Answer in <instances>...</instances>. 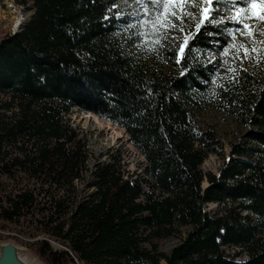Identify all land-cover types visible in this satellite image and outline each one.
<instances>
[{
    "label": "trees",
    "instance_id": "trees-1",
    "mask_svg": "<svg viewBox=\"0 0 264 264\" xmlns=\"http://www.w3.org/2000/svg\"><path fill=\"white\" fill-rule=\"evenodd\" d=\"M115 2L34 0L26 27L0 40V96L16 105L0 121V156L10 159L1 172L11 178L19 170L40 188L15 194L0 216L42 217L46 238L30 248L42 264H264V71L236 63V72L217 76L208 55L224 43L223 26L211 24L188 30L191 50L179 64L169 47L146 65L134 52L138 29L117 18ZM206 107L250 128L228 159L215 132L192 115ZM73 110L124 130L150 182L100 162L92 192L77 198L86 151L69 124ZM209 155L223 160L217 176L201 171ZM206 205L217 209L207 213ZM177 226L191 229L170 253H158L154 241ZM51 240L64 249L53 250ZM228 249L246 260L229 259Z\"/></svg>",
    "mask_w": 264,
    "mask_h": 264
},
{
    "label": "rangeland",
    "instance_id": "rangeland-1",
    "mask_svg": "<svg viewBox=\"0 0 264 264\" xmlns=\"http://www.w3.org/2000/svg\"><path fill=\"white\" fill-rule=\"evenodd\" d=\"M114 4L120 5L119 8H114L115 14L117 11L125 13L124 16L119 18L128 17L135 20L140 19V17H133L131 13L138 11L139 9L133 4V0H129L128 5H125L123 0H115ZM255 7H253V0H249L248 4V14L247 18L244 20V23H249L250 25L260 24L264 28V23L260 22L253 16V12L259 13L264 9V0H254ZM203 6V5H202ZM13 10L17 12H28L29 18L26 24L17 28L16 31L12 29L13 21L15 14ZM34 14V0H6L0 3V40L14 35L26 27V25L31 20ZM228 10L221 8V14L217 16V20H224V23H220L214 26H223L222 36L224 38V43L216 42V51L210 50L208 56L210 60L215 62L217 69V76H224L234 64H241L246 71L252 72L255 74L261 75L264 71V34H261L259 31L254 34V37H249L248 35H242L239 31L235 33L237 47L242 43L249 49H256V51L251 52L250 58L244 59L241 61L235 56L236 48H231L228 55H221L223 49L229 45L231 37L228 35L226 29H237L241 25L231 23L227 21ZM132 22V23H133ZM186 29L194 28L193 23L189 21L185 24ZM179 35V33H177ZM219 51H218V48ZM241 54H243V49H240ZM134 52L137 53L138 60L144 62L146 65H150V56L153 53H148L143 49V47H137L134 49ZM215 57V59H213ZM144 58H149L145 60ZM144 59V60H143ZM164 71L168 72V68L164 67ZM15 103L4 96H0V121H7L12 118L13 113L15 112ZM84 114L78 110H73L69 116L70 127L75 131L77 139L85 145L86 151V162L85 170L83 172L82 178L74 183L75 193L77 198H85L92 192V184L94 182L92 177V172L97 163L100 162H111L118 166L123 173L127 174L129 178L134 180L145 179L150 182L148 175L145 173V159L140 155V153L134 148V146L129 141V137L126 135L125 131L119 129L109 122H107L110 127H114L117 131H120L119 138L113 134H107L96 129V125L88 121L80 119ZM90 114V113H89ZM93 115V114H92ZM194 119L197 120L198 124L204 127L211 128L219 140L224 146V154L226 159H228V154L230 153L232 146H238L243 144L246 141V136L250 128L243 127L239 125L232 117L217 111L211 107H206L201 112L192 113ZM98 118V117H97ZM99 121L104 123V120L98 118ZM95 126V127H94ZM7 156L9 158L19 157V151L16 149H8ZM6 156V155H5ZM10 159L6 157L3 159L0 156V214L3 209L7 207V200L13 197L20 191L24 190H35V194L39 192V184L34 180L28 178L19 170L14 169V176L9 178L6 175H3L1 168L3 164H8ZM223 160L215 155H209L207 159L201 166V171L203 173H211L215 176L218 175V170L222 165ZM144 192H149V188L145 184H141ZM207 186L206 180L203 182L202 187ZM46 190V189H44ZM42 194L45 195V192ZM41 193V192H40ZM42 199V196H41ZM40 201V200H39ZM43 203V202H42ZM217 209L216 205H206L204 207L205 212L213 214ZM43 219L35 211L34 213L28 215L27 217L21 218L20 220L11 223L4 220L0 216V241H13L24 250H26L31 256L35 258L30 248L32 244L42 238H46L43 231ZM190 227H181L177 226L175 228V233L167 238L155 240L154 244L157 247L158 253L168 254L176 246H178L187 236L190 231ZM49 244L51 248L55 251H61L64 247L56 242L50 241ZM147 248H151L150 245H146ZM239 250H225V255L229 259H234L236 262H244L246 256L244 254L238 255V257L233 258L234 255L239 254ZM39 262V260L37 259ZM40 263V262H39ZM80 264V263H77Z\"/></svg>",
    "mask_w": 264,
    "mask_h": 264
},
{
    "label": "snow or ice",
    "instance_id": "snow-or-ice-1",
    "mask_svg": "<svg viewBox=\"0 0 264 264\" xmlns=\"http://www.w3.org/2000/svg\"><path fill=\"white\" fill-rule=\"evenodd\" d=\"M123 2L128 5L129 0H123ZM133 4L139 10L134 11L131 15L140 17V19L128 24V28L138 29L135 33L139 38L137 46L143 47L148 53L157 55L161 50L171 47L175 50L178 64L186 58L187 52L191 50L190 41L194 38L193 33L185 28V24L191 21L195 32L198 33L206 24L224 23L223 19L217 20V16L221 14V8L228 10V22L241 25L237 29H226L232 42L223 49L222 56L228 55L231 48H236L235 56L243 61L250 58L251 52L256 51L242 43L237 47L235 35L237 31L249 37H254L258 31L264 34V28L260 24L253 26L244 23L248 14L249 0H133ZM113 7L119 8L120 5L113 4ZM253 7H255L254 0ZM124 15L125 13L120 11L116 13L117 18ZM253 16L264 23V9L259 13L254 11ZM240 49H243V54ZM229 71L236 72V69L229 68ZM183 74L182 72L181 75ZM220 86L223 87V85Z\"/></svg>",
    "mask_w": 264,
    "mask_h": 264
},
{
    "label": "water",
    "instance_id": "water-1",
    "mask_svg": "<svg viewBox=\"0 0 264 264\" xmlns=\"http://www.w3.org/2000/svg\"><path fill=\"white\" fill-rule=\"evenodd\" d=\"M39 262L15 242L0 241V264H42Z\"/></svg>",
    "mask_w": 264,
    "mask_h": 264
},
{
    "label": "bare ground",
    "instance_id": "bare-ground-1",
    "mask_svg": "<svg viewBox=\"0 0 264 264\" xmlns=\"http://www.w3.org/2000/svg\"><path fill=\"white\" fill-rule=\"evenodd\" d=\"M12 12L15 14L12 29L16 31L17 28H20L21 26H23L24 24L27 23L28 18H29V13L28 12L23 13L20 11L17 12L15 10H13ZM80 119H82L84 121H88L92 124H95L96 129H98L102 132H105L107 134L108 133L113 134L116 136V138L119 136L120 131H117V129H114V127H110V125L107 123V121H104V123L103 122L101 123L95 115H92V114L83 115L82 114Z\"/></svg>",
    "mask_w": 264,
    "mask_h": 264
}]
</instances>
